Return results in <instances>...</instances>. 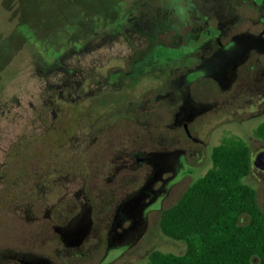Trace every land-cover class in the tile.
<instances>
[{"label": "flooded vegetation", "instance_id": "1", "mask_svg": "<svg viewBox=\"0 0 264 264\" xmlns=\"http://www.w3.org/2000/svg\"><path fill=\"white\" fill-rule=\"evenodd\" d=\"M128 15L125 29L134 48L124 65L110 66L102 58L103 63L43 67L45 87L48 77L49 83L55 80L53 89L65 87L61 97L73 104V112L50 113L53 125L41 118L44 211L39 244L52 241L54 252L37 251V240L25 239L6 245L0 264H58V248L81 258L99 244L103 264L112 249L128 250L142 237L145 209L156 202L155 209H166L169 195L179 192L174 184L185 176L179 179V173L203 163L209 137L231 134L224 122L264 116V0H146ZM122 24L118 21L114 33L104 34L103 46L117 35L124 37L118 31ZM158 49L166 54L156 57ZM84 100L87 108L81 105ZM81 128L94 134L97 148L111 146L116 152L103 166L124 168L128 157L142 169L141 180L123 193L129 198L116 204L112 215L103 210L95 224L90 216L94 195L88 190L45 195L50 176L71 168L68 158L59 155L60 140L78 135ZM109 136L112 145L105 143ZM259 150L251 153L252 161ZM72 152L77 157L73 162L80 165L79 151Z\"/></svg>", "mask_w": 264, "mask_h": 264}, {"label": "rangeland", "instance_id": "2", "mask_svg": "<svg viewBox=\"0 0 264 264\" xmlns=\"http://www.w3.org/2000/svg\"><path fill=\"white\" fill-rule=\"evenodd\" d=\"M144 1L0 0V251L6 245L16 246L25 239H36L33 249L54 252L52 241V245L49 241H46L49 245H41L38 227L43 221L44 211L40 200V195H43L40 180L43 172L41 151L44 148L41 136L45 125L41 118L45 116L47 123L53 125L51 114L73 112V104L65 96L61 97L60 91L63 92L65 87L53 89L55 80H50V84L48 77V87H45L43 67L55 63L69 67L78 62L103 63L102 58L110 66L124 65L134 48L132 37L125 29L127 17ZM118 21H123L118 31L125 33L124 37H109L107 45L103 46L106 41H102V37L110 33ZM100 44L103 47L98 48ZM94 45L95 50L91 51ZM164 52L158 49L155 56L166 54ZM101 98L102 95L95 99L100 101ZM81 105L87 108V100ZM263 120L264 116L253 121L224 122L222 127L231 129L228 130L231 134L209 137L210 145L203 163L200 167L194 165L179 173V179L185 175L174 184V189L179 192L169 195L164 208L176 203L188 186L206 172L211 166V147L220 143L224 136L243 138L252 152L264 148V141L254 135L255 127ZM87 133V128H81L78 135H66L60 140L62 148L59 155L68 158L71 168H63L50 176L52 179L45 195H76L81 189L88 190L94 195L90 216L95 224L103 210L111 211L112 215L114 206L129 198L123 193L135 181L141 180L139 174L142 169L128 157L129 162L124 168L103 166L102 161L113 158L116 152L111 146L97 148L99 141L94 134ZM105 143L112 145L110 136L105 138ZM51 150L57 153L53 147ZM74 150L79 151L80 165L74 163L77 159L76 153L72 152ZM244 181L256 190L258 204L264 210V174L253 166ZM157 207L158 202L145 209L146 226L139 241L128 250L123 247L112 249L103 264L113 259L110 264H144L153 250L178 254L186 250L185 242L162 233L159 225L162 212L155 209ZM51 234L46 232L47 236ZM101 246L99 244L91 255L81 258L58 248L56 262L102 264Z\"/></svg>", "mask_w": 264, "mask_h": 264}, {"label": "trees", "instance_id": "3", "mask_svg": "<svg viewBox=\"0 0 264 264\" xmlns=\"http://www.w3.org/2000/svg\"><path fill=\"white\" fill-rule=\"evenodd\" d=\"M254 135L264 141V120ZM251 153L234 135L212 148L211 166L161 213L162 233L185 242L186 250H153L144 264H264V212L244 181L253 169Z\"/></svg>", "mask_w": 264, "mask_h": 264}, {"label": "water", "instance_id": "4", "mask_svg": "<svg viewBox=\"0 0 264 264\" xmlns=\"http://www.w3.org/2000/svg\"><path fill=\"white\" fill-rule=\"evenodd\" d=\"M254 167L264 171V150H259L252 161Z\"/></svg>", "mask_w": 264, "mask_h": 264}]
</instances>
